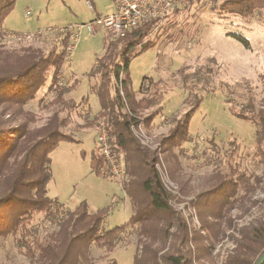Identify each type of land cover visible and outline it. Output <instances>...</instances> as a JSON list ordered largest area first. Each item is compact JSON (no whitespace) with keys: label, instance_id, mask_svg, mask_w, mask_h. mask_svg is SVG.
Returning <instances> with one entry per match:
<instances>
[{"label":"rangeland","instance_id":"1","mask_svg":"<svg viewBox=\"0 0 264 264\" xmlns=\"http://www.w3.org/2000/svg\"><path fill=\"white\" fill-rule=\"evenodd\" d=\"M223 1L181 3L178 13L171 11L151 32L150 38L156 39L155 47L131 58L127 68L131 88L137 98L143 95L137 92L140 83L143 82L144 86L158 80L164 83L160 104L162 113L153 119L150 130L139 126L134 135L156 153L162 181L174 195L171 205L181 213L189 231L203 232L197 210L190 201L197 194L215 187L223 174L244 171L247 175L255 173L261 178L249 197L237 203L224 219L217 221V238H210L211 243L206 242L203 246L208 248L209 257L199 258L198 261L192 258L191 264H224L225 255L234 246L230 234L235 235L237 227L264 218V167L257 166L253 156L256 129L250 123L233 117L229 111V106L238 109L246 103L249 88L253 90L255 106L259 108L264 103L259 81L260 75L264 74V14L255 12L247 19L220 14L217 6ZM110 9V0H16L13 11L0 29L36 34L50 27L87 22ZM27 10L32 13L30 18L24 16ZM170 23L165 30L164 27ZM230 33L245 37L249 48L245 49L235 42ZM105 39L101 33L96 36L83 34L73 51L71 66L68 65L72 70L65 69L70 73L66 86L71 85L65 99L78 105L70 111L69 124L63 131L78 142H61L50 153L52 177L46 192L49 198L63 205L65 212L74 209L80 202H85L90 212L111 207L104 222V228L110 230L126 224L134 208L120 186V182L126 180L125 176L121 180L103 179L90 170V155L96 148L99 123L89 128L85 123L94 118L99 104L94 93L97 81L89 78L88 73L103 54ZM59 41V34L36 36L24 43L0 37V51L10 53L33 47L47 54L52 47L60 48ZM212 65L215 68L214 81L222 82L224 87L207 95L201 93L203 100L189 124L191 141L182 145L183 153L178 148L164 152L160 144L171 127V118L181 117L188 108L186 101L190 92L181 84L179 70L183 69L186 74L197 67ZM47 88L48 83L22 107L0 105V128L13 130L27 125L29 129H35L45 124L55 110V107L46 108L53 98V93ZM252 201L255 203L251 204ZM245 208L248 211L242 213ZM228 218L233 221L232 227H228ZM30 227L40 241L49 240L58 228L55 220L43 215H36ZM139 230V225L127 228L112 252L92 245L86 256L79 257L78 264H110L112 261L133 264L134 256L140 253L142 241L148 240ZM193 246L190 243L191 249ZM34 253L36 256L31 260L16 248L13 237L0 238V264H39L37 251Z\"/></svg>","mask_w":264,"mask_h":264},{"label":"trees","instance_id":"2","mask_svg":"<svg viewBox=\"0 0 264 264\" xmlns=\"http://www.w3.org/2000/svg\"><path fill=\"white\" fill-rule=\"evenodd\" d=\"M15 1L0 0V28L13 11ZM181 5L172 12L178 13ZM217 9L220 14L247 19L255 12L264 14V0H224ZM170 25L164 29L167 30ZM155 28L156 23L147 22L131 29L123 38H106L103 54L88 73L89 78L97 81L94 93L99 110L85 126L89 128L99 122L104 124L126 177L120 182L121 189L134 208L126 224L110 230L104 228V222L111 207L90 212L86 203L80 202L77 207L65 212L63 205L49 198L46 192L52 177L50 153L61 142H78L63 131L69 124L70 111L78 105L65 99L71 85L56 86L68 36L60 35V48L52 47L47 54L33 47L10 53L0 51V105L22 107L33 100L47 83V90L53 93L46 108L55 107V110L39 128L29 129L27 125L13 130L0 128V238L13 237L16 248L31 260L36 256L34 251H37L39 264H78L79 257L86 256L92 245L112 252L121 234L127 228L139 225V233L146 235L148 240L142 241L140 253L134 256L133 264H191L192 258L198 261L199 258L209 257L208 248L203 246L217 238V221L224 219L260 184L261 178L257 174L247 175L238 171L223 174L215 187L194 196L190 202L197 210L201 231H206L207 235L189 231L181 213L173 209L171 201L174 195L162 181L156 153L134 135L139 126L150 130L153 119L162 113L160 104L164 83L161 80L147 86L140 83L137 92L143 95L137 98L127 70L131 58L155 47L156 39L150 38ZM2 32L1 38L4 37ZM229 36L245 49L249 48L248 40L241 34L230 33ZM184 72L179 70L181 84L190 92L186 101L188 108L181 117L171 118V127L160 144L164 152L178 148L183 153L182 145L191 141L189 124L203 100L201 93L207 95L224 87L222 82L214 81L213 65ZM259 81L264 92V74L260 75ZM229 111L233 117L255 127L253 156L257 166L264 167V103L257 108L253 90L249 88L246 103L238 109L229 106ZM101 167H104V162L96 147L90 155V170L96 177H102ZM247 211L245 208L242 213ZM36 215L56 221L58 228L47 241H40L30 227ZM233 225L228 218V227ZM235 233L236 236H229L234 246L225 255L224 264H255L264 252V218L237 227ZM190 243L194 245L193 249Z\"/></svg>","mask_w":264,"mask_h":264},{"label":"built area","instance_id":"3","mask_svg":"<svg viewBox=\"0 0 264 264\" xmlns=\"http://www.w3.org/2000/svg\"><path fill=\"white\" fill-rule=\"evenodd\" d=\"M111 9L103 15H98L92 20L81 24L68 25L65 27H50L39 30L36 34L27 32L12 33L4 31L3 35L6 39L15 43H24L32 41L36 36L54 35L68 36L66 45L64 46V63L57 74L56 86L61 88L66 86L69 74L65 71L70 65L73 51L80 37L85 34L87 36H96L103 34L105 38L117 40L123 38L131 29L147 22L156 23L159 27L166 16L181 3L203 2L205 0H110ZM90 7V6H89ZM31 11L24 13L25 18H30ZM71 66V65H70ZM68 67L69 71L72 67ZM98 132L96 136V147L99 155L104 162V167L100 168V174L104 178L121 180L124 176L121 160L117 157L110 143L108 132L102 122L98 124Z\"/></svg>","mask_w":264,"mask_h":264},{"label":"water","instance_id":"4","mask_svg":"<svg viewBox=\"0 0 264 264\" xmlns=\"http://www.w3.org/2000/svg\"><path fill=\"white\" fill-rule=\"evenodd\" d=\"M264 263V252L258 257L255 264H263Z\"/></svg>","mask_w":264,"mask_h":264},{"label":"crops","instance_id":"5","mask_svg":"<svg viewBox=\"0 0 264 264\" xmlns=\"http://www.w3.org/2000/svg\"><path fill=\"white\" fill-rule=\"evenodd\" d=\"M5 31V30H4Z\"/></svg>","mask_w":264,"mask_h":264}]
</instances>
